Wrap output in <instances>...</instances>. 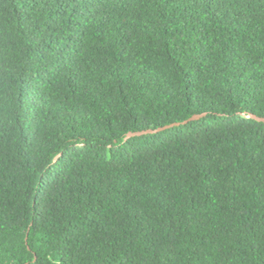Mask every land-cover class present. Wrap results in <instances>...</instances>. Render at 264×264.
<instances>
[{
  "label": "trees",
  "instance_id": "trees-1",
  "mask_svg": "<svg viewBox=\"0 0 264 264\" xmlns=\"http://www.w3.org/2000/svg\"><path fill=\"white\" fill-rule=\"evenodd\" d=\"M248 114L264 0H0V264H264Z\"/></svg>",
  "mask_w": 264,
  "mask_h": 264
},
{
  "label": "water",
  "instance_id": "water-1",
  "mask_svg": "<svg viewBox=\"0 0 264 264\" xmlns=\"http://www.w3.org/2000/svg\"><path fill=\"white\" fill-rule=\"evenodd\" d=\"M248 116L252 117V118H255L256 120L258 121H263L264 122V117H260V116H257V115H254V114H248ZM198 117V116H196ZM173 124L171 125H167V126H164V127H161V128H158L157 130H161V129H164L168 126H172ZM157 130H152V129H148V130H144V131H140V132H135V133H128V136H131V135H134V134H142L144 132H154V131H157Z\"/></svg>",
  "mask_w": 264,
  "mask_h": 264
}]
</instances>
